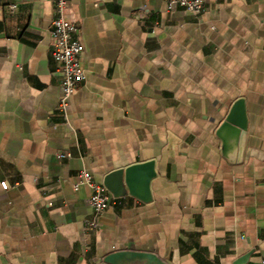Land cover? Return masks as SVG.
I'll return each instance as SVG.
<instances>
[{
  "label": "crops",
  "instance_id": "1",
  "mask_svg": "<svg viewBox=\"0 0 264 264\" xmlns=\"http://www.w3.org/2000/svg\"><path fill=\"white\" fill-rule=\"evenodd\" d=\"M54 16L55 0H0V264H110L119 249L167 264L251 252L245 264H261L264 0H204L199 15L168 0H70L86 77L67 121ZM238 98L247 134L231 162L216 129ZM146 160L151 199L118 197L89 227L92 190L77 172L102 182Z\"/></svg>",
  "mask_w": 264,
  "mask_h": 264
},
{
  "label": "built area",
  "instance_id": "2",
  "mask_svg": "<svg viewBox=\"0 0 264 264\" xmlns=\"http://www.w3.org/2000/svg\"><path fill=\"white\" fill-rule=\"evenodd\" d=\"M168 2L170 6L178 5L197 15L204 10V0H168ZM69 3L70 0H55V16L50 32L52 57L58 63V71L62 78V94L58 102V111L66 121L69 118L71 97L86 77L81 63L84 46L78 35L79 27L65 16ZM9 7L13 10L17 4H10ZM60 156L68 158L71 154L66 152L61 153ZM1 184L4 188L9 186L7 180L2 181ZM76 184L88 185L92 190L89 198L92 212L91 216L86 219V224L91 228H97L101 214L114 205L118 197L114 196L86 169L77 172ZM261 264H264V255L261 258Z\"/></svg>",
  "mask_w": 264,
  "mask_h": 264
},
{
  "label": "water",
  "instance_id": "3",
  "mask_svg": "<svg viewBox=\"0 0 264 264\" xmlns=\"http://www.w3.org/2000/svg\"><path fill=\"white\" fill-rule=\"evenodd\" d=\"M247 116L245 101L238 98L230 107L224 119L216 129V135L222 141V154L231 162L240 161L246 143ZM156 176L153 160L135 162L106 172L102 183L116 197L131 194L151 199L150 183ZM251 252L240 256L238 264H245ZM103 260L110 264H167L157 253L144 250L119 249L107 253Z\"/></svg>",
  "mask_w": 264,
  "mask_h": 264
}]
</instances>
